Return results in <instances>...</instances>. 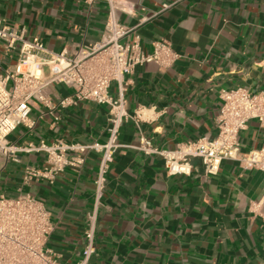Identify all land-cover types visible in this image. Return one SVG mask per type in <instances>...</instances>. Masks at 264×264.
<instances>
[{"label": "crops", "instance_id": "obj_1", "mask_svg": "<svg viewBox=\"0 0 264 264\" xmlns=\"http://www.w3.org/2000/svg\"><path fill=\"white\" fill-rule=\"evenodd\" d=\"M120 23L134 27L143 48L166 40L179 54L168 68L138 65L123 81L126 110L139 126L125 122L107 173L96 217V253L89 264H264V170L224 160L207 174L191 158L190 175H169L162 157L136 147L143 137L161 148L215 137L222 107L220 91L245 87L264 91V0H119ZM164 4L171 6L162 10ZM105 1L0 0V22L40 37L54 53L73 54L103 35ZM54 97L71 89L54 85ZM119 96L117 82L110 87ZM34 129L10 134L16 146L44 140L105 142L112 113L108 104L83 101L51 113L34 109ZM240 150L264 149L257 119L239 135ZM19 161L0 155V194L30 192L43 200L54 229L47 246L63 264H77L95 209V180L101 153L90 151L80 170L67 168L52 185L22 183L26 165L43 167L45 153L19 152Z\"/></svg>", "mask_w": 264, "mask_h": 264}, {"label": "built area", "instance_id": "obj_2", "mask_svg": "<svg viewBox=\"0 0 264 264\" xmlns=\"http://www.w3.org/2000/svg\"><path fill=\"white\" fill-rule=\"evenodd\" d=\"M96 1H105L108 5L103 35L93 45L80 44L73 54L51 52L40 37L27 39L23 30L0 22V155L18 162L19 152L45 153L43 167L25 166L22 183L43 180L52 185L67 168L80 170L88 152L101 153L95 180V209L89 216L86 243L77 264H89L96 253L97 210L104 195L107 173L120 146V129L130 120L137 126L140 123L138 112L133 115L126 110L124 77L138 65L154 62L168 68L179 58L166 40L155 41L153 50L145 51L141 35L117 18V10L129 12L121 1L83 0L90 7ZM170 6L164 4L162 10ZM113 82L119 87L117 97L110 94ZM54 85L65 86L72 92L56 98L50 90ZM220 98L223 103L215 137L182 142L175 149L158 147L150 138L143 137L136 148L146 155L162 157L169 175H190L191 158H200L207 174H216L224 160L238 161L244 168L264 170V149L242 152L239 142L240 132L250 120L257 119L264 127V91L253 92L245 87L222 89ZM83 101L110 106L112 117L105 142L57 139L51 143L42 140L16 146L9 140L20 125L34 129V109L54 113ZM53 229L50 211L43 200L30 192H21L16 197L0 194V264H63L47 246Z\"/></svg>", "mask_w": 264, "mask_h": 264}, {"label": "rangeland", "instance_id": "obj_3", "mask_svg": "<svg viewBox=\"0 0 264 264\" xmlns=\"http://www.w3.org/2000/svg\"><path fill=\"white\" fill-rule=\"evenodd\" d=\"M0 60H1V58H0ZM4 63H5V65L8 63V60H6V61H4Z\"/></svg>", "mask_w": 264, "mask_h": 264}]
</instances>
